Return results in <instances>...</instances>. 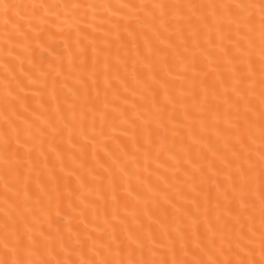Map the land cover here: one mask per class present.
Returning a JSON list of instances; mask_svg holds the SVG:
<instances>
[{
    "label": "snow or ice",
    "instance_id": "snow-or-ice-1",
    "mask_svg": "<svg viewBox=\"0 0 264 264\" xmlns=\"http://www.w3.org/2000/svg\"><path fill=\"white\" fill-rule=\"evenodd\" d=\"M0 264H264V0H0Z\"/></svg>",
    "mask_w": 264,
    "mask_h": 264
}]
</instances>
